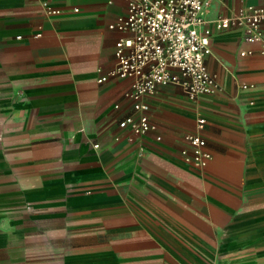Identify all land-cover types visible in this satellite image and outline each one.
Wrapping results in <instances>:
<instances>
[{
  "label": "crops",
  "instance_id": "crops-1",
  "mask_svg": "<svg viewBox=\"0 0 264 264\" xmlns=\"http://www.w3.org/2000/svg\"><path fill=\"white\" fill-rule=\"evenodd\" d=\"M51 1L70 12L0 0V264H264V54L213 25L264 0H210L222 89L160 85L141 135L119 125L132 80H97L125 0ZM187 133L206 139L202 171L182 159Z\"/></svg>",
  "mask_w": 264,
  "mask_h": 264
},
{
  "label": "built area",
  "instance_id": "built-area-1",
  "mask_svg": "<svg viewBox=\"0 0 264 264\" xmlns=\"http://www.w3.org/2000/svg\"><path fill=\"white\" fill-rule=\"evenodd\" d=\"M48 14L62 15L71 8L52 5L51 0H39ZM126 11L110 28L122 35L115 45V63L97 77L99 82L112 78H129L130 89L125 95L132 100L134 114L119 121L122 128L141 135L156 128L150 121L149 105L143 97L154 93L160 85L174 83L181 86L190 100L222 89L217 76L207 67L206 56L211 52L205 11L210 0H125ZM78 11V8H73ZM213 25L219 30L237 27L245 40L258 42L259 48L241 54H264V1L248 4L229 16H218ZM175 69V72H174ZM205 119L198 118L203 126ZM184 138L190 148H182V159L195 171H202L212 155L206 139L198 133ZM161 139V136H157ZM98 147L99 144H94Z\"/></svg>",
  "mask_w": 264,
  "mask_h": 264
}]
</instances>
